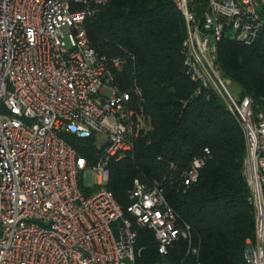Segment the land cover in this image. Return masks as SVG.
<instances>
[{
    "label": "built area",
    "instance_id": "built-area-1",
    "mask_svg": "<svg viewBox=\"0 0 264 264\" xmlns=\"http://www.w3.org/2000/svg\"><path fill=\"white\" fill-rule=\"evenodd\" d=\"M111 0H0V264H137V231L106 188L111 162L134 153L144 116L117 79L123 64L91 47L86 30ZM187 35L182 55L197 92H217L239 121L244 165L255 211L248 264H264V109L241 98L217 64L221 42L254 44L264 30V0H171ZM106 141L97 145V136ZM66 137L92 140L90 165ZM204 149L183 175L198 181ZM91 172L98 182L86 187ZM98 190L86 196L81 188ZM127 213L149 228L158 252L180 240L199 262L192 229L180 221L159 184L136 179ZM117 224V225H116Z\"/></svg>",
    "mask_w": 264,
    "mask_h": 264
},
{
    "label": "trees",
    "instance_id": "trees-1",
    "mask_svg": "<svg viewBox=\"0 0 264 264\" xmlns=\"http://www.w3.org/2000/svg\"><path fill=\"white\" fill-rule=\"evenodd\" d=\"M207 0H197L205 7ZM92 48L107 59H120L117 79L132 93L145 119L134 153L111 162L106 188L113 192L137 231V264H197L188 242H176L168 255L158 252L149 228L127 213L129 191L136 179L159 184L180 221L190 225L201 264H248V241H255V211L245 177L246 138L237 118L214 91L197 92L187 75L182 43L183 16L171 0H111L98 6L86 23ZM221 75L264 109V30L257 41L220 43ZM92 165L100 152L92 140L66 137ZM210 154L198 181L189 187L183 175L192 161ZM88 196L98 190L86 188Z\"/></svg>",
    "mask_w": 264,
    "mask_h": 264
},
{
    "label": "rangeland",
    "instance_id": "rangeland-1",
    "mask_svg": "<svg viewBox=\"0 0 264 264\" xmlns=\"http://www.w3.org/2000/svg\"><path fill=\"white\" fill-rule=\"evenodd\" d=\"M235 93L239 94V90L237 88H234ZM107 137L103 134V135H98L97 136V145L101 146L105 141H106ZM98 178L96 179L93 174L91 172H87L84 178V185L86 187H94L95 183L98 182ZM117 225V224H116Z\"/></svg>",
    "mask_w": 264,
    "mask_h": 264
}]
</instances>
